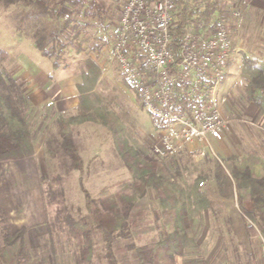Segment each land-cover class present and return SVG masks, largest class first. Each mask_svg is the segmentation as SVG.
<instances>
[{"label": "trees", "instance_id": "obj_1", "mask_svg": "<svg viewBox=\"0 0 264 264\" xmlns=\"http://www.w3.org/2000/svg\"><path fill=\"white\" fill-rule=\"evenodd\" d=\"M226 1L175 0L170 42L173 51L186 32L203 36L212 31ZM0 2L6 8L1 12L17 8L13 15H20L15 23L23 32L21 36L25 31H31L36 49L44 57L53 58L55 67L66 68L62 54L71 55V49L61 41L63 36L72 33L77 41L78 28L92 26L88 20L100 24L105 20L100 5L93 3L82 11L81 0L72 1L66 19L62 13L66 0ZM52 20L60 22L59 26L47 34L46 30L51 26L47 23ZM59 36L61 40H58ZM99 41L96 51L108 44L105 40ZM77 42L75 52L80 61L75 66V74L80 78L77 85L79 102L73 111L56 117L54 134L47 133L43 153L50 164L48 176L57 180L52 173L62 167V164L61 167L58 165L59 161L81 175L80 182L85 165L74 133L81 125L94 124L111 134L117 157L127 170V179L94 193L81 187L83 212L80 210L77 217L67 214L60 220L54 217V220L45 222L47 236L39 238L36 246L32 244L27 228L12 230L9 215L0 200V264H56V229L66 235L67 242L74 249L75 264H178V258L182 260L180 264H205L200 259L195 237L185 222L197 220L202 213L212 209L211 189L199 187V183L208 180L227 185L229 196L236 197L248 237L264 240V158L249 153L246 157H218L216 160L206 153L203 160L207 165L214 160L216 173L191 165L185 178L181 171L188 168L180 167L177 158L181 151L167 164H162L156 157L144 161L132 130L95 93L103 70L96 60L85 54L87 49L83 44L90 43V39L82 36ZM6 60L7 53L0 48V165L24 161L35 155L24 87L12 78L5 66ZM243 68L249 76L245 88L247 100L258 107L264 118V61L245 57ZM228 71L229 63L226 76ZM191 174L195 175L193 179H190ZM149 196L158 204L156 211L141 204ZM225 219L233 238L230 218Z\"/></svg>", "mask_w": 264, "mask_h": 264}, {"label": "rangeland", "instance_id": "obj_2", "mask_svg": "<svg viewBox=\"0 0 264 264\" xmlns=\"http://www.w3.org/2000/svg\"><path fill=\"white\" fill-rule=\"evenodd\" d=\"M126 1L127 0H81L80 2V5L84 6L82 11H84V8L89 9L93 3L100 5L101 9L104 11L105 20L101 24L95 20L93 22L88 20L87 23H91L92 26H80L78 28V32L80 33L77 41H79L82 36L90 39V43L87 42L83 44V46L86 47L85 49H87L85 54L88 55L89 58L96 60V62H101L103 67L101 68L104 73L114 71L116 76L118 75L116 69H114L113 65L104 60L106 58L104 49L116 38L113 30L116 25L118 30L121 12ZM3 5L4 3L0 2V12L6 10ZM224 8L223 6L222 11ZM249 8L244 13L240 30L235 32L232 36L231 51H236L238 48L242 49L243 46L241 45V41L243 35V37H246V40L249 38L245 48L251 47L248 50L245 49V51L248 54L251 52L257 53L256 49L253 51L252 48L255 46V35L258 33H253L251 36L243 34V25L245 24V17ZM8 9L9 14H5V12H1L2 14L0 13V37H3L5 42L6 40L12 41L15 39L20 41L23 39L21 36L23 32H21L20 26H18L19 24L15 23V21H19L20 15L18 16V13L15 16L13 15L17 8L11 7ZM71 9L72 2L66 1V8L63 9L64 19L70 14ZM9 15H11L12 18H8L7 16ZM9 20H12L14 25L6 27V23L9 24ZM256 28L258 27L250 26V30ZM102 29H104V31ZM102 31L109 37L102 39L100 34ZM75 39L76 37L72 33L66 37L63 36L62 40L60 36L58 37V40H61L63 45H68L71 49L70 54L76 51V44H78V42ZM99 39L107 41L108 44H106L102 50L96 51L101 42ZM242 51L243 50L240 51L239 55L236 52H234V55H231L228 74L218 89V95L222 99L221 109L223 117L228 122V129L223 137V141L220 143L227 148L233 146V150L238 153L236 157H246L249 153L259 154L262 157L264 153V150L261 149L262 146L264 147V118L260 116L258 107L247 100V95L245 94V88L248 83L246 80L249 79V76L243 68V61L246 56ZM260 52L264 54V50H260ZM62 56L67 65L72 67V56L65 55L64 53ZM257 57L258 55L253 54L250 55V58H246L256 60L258 59ZM117 77L119 86L122 84L124 86L122 85L121 88H118L115 87V84L108 83V85H106L102 82V84L99 85L98 83L96 86L98 91L95 93L105 106L113 111L119 119L132 130L138 141L143 160L149 162L155 158L150 151L155 141L150 118L143 110L139 99L136 100V96H133L132 91L128 88L122 77L120 76L121 80L119 75ZM112 86L114 90H112ZM96 88L95 90H97ZM233 127H235L236 130L235 134L231 135ZM101 130V135L104 139L103 143L106 142L108 147L107 159L105 161L100 159L91 164L89 170L87 172L84 171L80 182L79 177L81 175L72 172L66 166L67 164L64 165L59 161L58 165L60 166L62 164V167L56 168V171H53L54 174L52 173L54 177L56 176L55 179H57V182L53 177H49L47 168L50 164L47 157L44 153L42 155L39 148L37 149V154L35 150V155L30 159L17 163L5 162L0 165V200L6 214L9 215V223L13 231L21 227L27 228L31 242L36 246L39 238L47 236L45 235L47 233V228L44 226L45 222L47 223L52 219L54 220V217H58L60 220L67 214H70L72 217H77L80 210V212H83V193L81 187L88 192L94 193L100 188L127 179V170L117 157L111 134L103 127H101ZM213 146L216 156L223 159L224 156L219 153V149L216 147L215 143ZM177 158L179 159L180 167L188 168L186 171H181V175L184 178L191 171V165H197L203 170L210 171L211 174L217 171V165L214 160H211L210 164L207 165L203 160V156L199 155L195 150L183 149ZM160 162L162 164H167L168 160H161ZM194 176L195 175L191 174L190 179H193ZM225 186L227 185H220L212 180L206 181L203 188L209 187L211 189L210 197L212 199V209L202 213L197 220H189L185 223L188 230L195 237L196 243L200 249V259L205 264H246L248 263V258H243V256L239 257L240 255L232 252V249L239 250L240 247L239 244L234 241V237L231 238V228L229 232V228L225 223V218L228 217L231 221V209L237 207L238 210V205L235 195L234 198L230 197ZM232 186L234 187V184H232ZM152 198L150 196L144 198L141 204L156 211L158 209V204ZM49 200L53 201L49 202ZM39 216H42L41 219ZM36 217L38 218L36 219ZM38 220L41 223H37ZM63 228L65 229V227ZM241 229L243 231L242 225ZM234 231L237 235L242 233L239 232L240 227H237V225L234 226ZM244 235L243 232V236ZM54 236L58 243V246L55 248L56 264H75L74 249L67 242L66 235L64 233L60 234L56 229ZM256 238L257 239L253 238L249 244L254 247V251L258 250L259 252L260 241L258 237ZM231 239H233V244H231ZM258 255L260 257L256 259V264H262L260 252ZM181 262L182 260L178 258L177 263L180 264ZM128 263L133 264L132 262Z\"/></svg>", "mask_w": 264, "mask_h": 264}, {"label": "built area", "instance_id": "obj_3", "mask_svg": "<svg viewBox=\"0 0 264 264\" xmlns=\"http://www.w3.org/2000/svg\"><path fill=\"white\" fill-rule=\"evenodd\" d=\"M174 1L127 0L104 60L150 118L154 157L169 160L190 149L218 160L213 144L222 142L228 129L218 89L231 59L232 36L251 0H227L216 27L203 36L186 32L176 51L170 46ZM259 241L264 264V240Z\"/></svg>", "mask_w": 264, "mask_h": 264}, {"label": "crops", "instance_id": "obj_4", "mask_svg": "<svg viewBox=\"0 0 264 264\" xmlns=\"http://www.w3.org/2000/svg\"><path fill=\"white\" fill-rule=\"evenodd\" d=\"M42 1L48 2L49 0ZM66 1L72 2V0ZM8 11L9 10H7V12L4 11L5 14H9ZM62 13L64 14V10ZM7 17L11 18L12 16L9 15ZM245 18L246 21L243 25V34L251 36L253 33H258L255 35V46L252 48L253 51L256 49L257 53L251 52L248 54L245 51V49L248 50L251 47L245 48L249 38L246 40V37H243L242 35V49L238 48L236 51L233 50L231 55H234V52L239 55L240 51L243 50L242 52H244L247 58H250V55L256 54L258 55V59L256 60L264 61V54L260 52V50H264V0H252L251 7L247 11ZM54 21L55 20H52L47 23L51 25L50 28H47L46 30L47 34L53 32L54 28L59 26L60 22ZM11 25H14V22L9 20V24L6 23V27H11ZM250 26L258 28L250 30ZM102 30L104 31V29ZM103 31L100 33L101 37L102 39H106V37L109 36ZM113 31L115 32V35H117V25ZM22 38L23 39L20 41L15 39L12 41L6 40L5 42L3 37H0V48L5 50L7 53L5 66L8 69V72L15 81L19 82L24 87L23 92L28 102L27 109L29 111L31 130L34 133L36 154L38 152L37 149L39 148L43 155L47 133L50 132L54 134L56 132V127L54 125L56 117L60 113L73 111L79 102L77 85L80 82V78L75 74V66L78 61H80V56L76 52H72V67L69 65H67V68L61 66L55 67L53 58L44 57L38 52L35 47L31 31H25V35H23ZM98 64L102 67L101 62ZM117 76L114 71H108L105 73L102 71L99 85L103 82L106 85H108V83L115 84V87L121 88L123 84L119 86L117 83ZM112 90H114V87ZM97 91L98 89L95 90L96 93ZM133 96L135 97L134 94ZM235 130V127H233L231 135L235 134ZM101 134V127L94 124H84L75 129L74 140L79 147V152L85 165V172H87L90 168L89 166L97 160L101 159L105 161L107 159L108 147L106 142L103 143L104 139ZM215 145L219 149V153L224 156L223 158L238 155V153L233 150V146L227 148L221 145V143H217ZM261 149L264 150V147L262 146ZM262 157L264 158V153ZM41 217L39 216L40 219ZM37 218L38 217H36V219ZM37 223L41 222L38 220ZM235 225L240 227L239 232H242L240 235H237L234 231ZM241 225L243 226V231L241 229ZM231 226L234 241H236L240 247L239 250L232 249V252L240 255L239 257L243 256V258H248V263L246 264H256V259L260 257L258 255L260 250L259 252L258 250L254 251V247L249 244L253 237H248L244 225V219L237 210V207L231 209ZM243 232L245 234L244 236ZM231 244H233V239H231Z\"/></svg>", "mask_w": 264, "mask_h": 264}]
</instances>
